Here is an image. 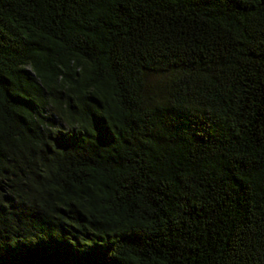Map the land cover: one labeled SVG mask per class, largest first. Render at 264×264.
<instances>
[{"label": "trees", "instance_id": "trees-1", "mask_svg": "<svg viewBox=\"0 0 264 264\" xmlns=\"http://www.w3.org/2000/svg\"><path fill=\"white\" fill-rule=\"evenodd\" d=\"M0 264H264V0H0Z\"/></svg>", "mask_w": 264, "mask_h": 264}]
</instances>
